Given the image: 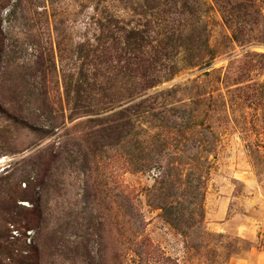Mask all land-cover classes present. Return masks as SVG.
<instances>
[{
	"label": "rangeland",
	"instance_id": "374dc122",
	"mask_svg": "<svg viewBox=\"0 0 264 264\" xmlns=\"http://www.w3.org/2000/svg\"><path fill=\"white\" fill-rule=\"evenodd\" d=\"M0 264H264V0H0Z\"/></svg>",
	"mask_w": 264,
	"mask_h": 264
}]
</instances>
